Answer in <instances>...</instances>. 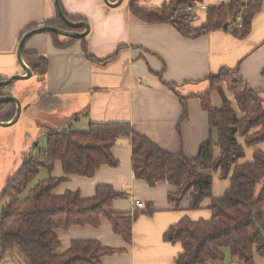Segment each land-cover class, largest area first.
<instances>
[{
  "label": "crops",
  "instance_id": "1",
  "mask_svg": "<svg viewBox=\"0 0 264 264\" xmlns=\"http://www.w3.org/2000/svg\"><path fill=\"white\" fill-rule=\"evenodd\" d=\"M109 1L115 3L117 0ZM124 1L127 5L112 7L104 0H60L69 20L89 24L87 36L72 38L57 34L58 41L66 44V47H58L49 32L33 34L23 51L46 57L49 66L44 74H39L27 64L24 56L26 64L32 68L31 76L38 75L39 81L35 95L27 102L26 116L25 98L16 93L23 91L17 88V81L11 93L20 98L26 122L31 123L30 114H34L35 122L32 123L45 130V141L50 128L62 130L77 123L85 130L91 122L127 121L162 149L195 157L202 144L210 139L215 143L219 141V134L210 127L198 96L208 91L211 75H218L223 68H238V74L250 88L264 91V1L255 14L248 36L241 37L232 24H227L226 28L191 38L171 23L142 21L131 12L132 0ZM169 1L139 0L138 4L142 8L160 7ZM202 1L212 7L228 0ZM242 1L245 7L249 3V0ZM207 10L194 12L192 24L203 23ZM44 25L71 32L86 31L85 26L72 28L64 21L55 0H0V77L8 79L27 74L18 58V45L25 33ZM39 93L55 97L61 106L43 111L38 106ZM181 97L187 100L186 116ZM211 101L216 107L230 102L237 117L244 114L226 83L212 91ZM238 141L246 154L240 162H252L255 150L264 151V143L247 146L245 137L240 135ZM215 148L217 156L220 148ZM111 151L118 164L101 165L92 177L67 175L57 160L54 170L47 171L43 178L66 177L54 189L56 195L72 191L92 198L102 184H110L118 192H124L126 196L115 199L112 208L119 213H139L133 222L132 242L123 239L111 222L102 218L97 227L79 225L58 229L61 241L58 252L65 253L75 240L95 239L114 250L101 257L102 264H175L183 247L179 242L167 241L165 232L185 216L193 221L210 219V199H205L200 209L193 210L189 196L177 204L169 199V193L175 190L170 183L151 186L146 180L136 178L132 141L127 136H121ZM213 178L212 193L215 197L223 196L231 184L230 179L220 178L219 173H214ZM137 201L143 206L135 207ZM147 208L153 211L151 215L145 212ZM1 252L0 243V264L27 263L16 250H8L3 255ZM220 264L244 262L232 259L230 251L226 250V259ZM255 264H264V256L255 254Z\"/></svg>",
  "mask_w": 264,
  "mask_h": 264
},
{
  "label": "trees",
  "instance_id": "2",
  "mask_svg": "<svg viewBox=\"0 0 264 264\" xmlns=\"http://www.w3.org/2000/svg\"><path fill=\"white\" fill-rule=\"evenodd\" d=\"M193 1L171 0L160 7L146 8L139 6V0H132L130 4L131 12L142 21L171 23L189 38L220 29L225 24H232L233 30L246 37L264 0H249L242 13V28L238 27L237 14L244 1L228 0L219 6L209 7L206 20L200 25L192 24L195 15L188 11ZM49 33L54 36L58 47H66L58 41L57 33ZM24 53L27 64L37 73L47 71L46 57L35 52ZM262 74L264 78V70ZM4 79L0 77V81ZM208 79V91L198 96L210 127L219 134V141L215 143L210 139L202 144L195 157L162 149L134 130L127 121L91 122L86 130L50 128L46 144L37 146L32 154L26 155L19 170L7 179L0 193V204L3 203L0 209L2 255L8 250H16L26 257V264H102L101 257L113 252L112 248L104 247L95 239H80L60 254L61 241L57 235L58 229L72 226H100L102 218L111 222L118 235L132 242L133 222L139 213H119L112 208L115 199L126 196L124 192H118L110 184H102L92 198H84L79 192L72 191L56 195L53 191L66 179L65 176L55 178L50 175L36 181L41 169L52 172L57 160L67 175L92 177L101 165L116 166L118 160L111 147L121 136H127L132 141V166L136 178L146 180L151 186L170 183L175 190L169 193V199L177 204L189 196L193 210L200 209L203 201L210 199V219L193 221L185 216L165 232L167 241L179 242L183 247V253L175 264L223 262L226 250L230 251L232 259L255 264V254L264 256V151L255 150L252 162H240L246 154L238 136L245 137L247 146L264 143V91L250 88L244 77L238 74V68H223L218 75H211ZM223 83L234 94L236 104L244 113L242 116L237 117L230 102H225L222 107L212 104V91ZM15 84L0 86V96L12 95ZM39 95L38 106L43 111L61 106L55 97L45 93ZM181 99L186 116L187 100ZM16 112L14 101L0 102V121L11 120ZM215 147L220 148L217 156ZM214 173L231 181L220 197L212 193ZM34 181V187L21 198ZM145 212L151 215L153 211L147 208Z\"/></svg>",
  "mask_w": 264,
  "mask_h": 264
},
{
  "label": "rangeland",
  "instance_id": "3",
  "mask_svg": "<svg viewBox=\"0 0 264 264\" xmlns=\"http://www.w3.org/2000/svg\"><path fill=\"white\" fill-rule=\"evenodd\" d=\"M122 5H127L126 1L121 2L118 6ZM37 76L38 75L31 76L27 79L16 80L18 83L17 88L23 89V91H17L16 93H19L21 98H25L23 106V110L25 111V115L23 114L24 116H26L27 112V102L32 100V97L35 95L36 89L39 85ZM24 91L25 95L23 94ZM21 116L14 124L0 125V186L2 190L5 188L7 179L18 171V168L25 159L26 155L32 154L37 146H43L46 143L43 137V135H45V130L32 123L35 122L34 114H30L32 125L30 122H26L23 116L21 118ZM71 128L74 130H83L77 125V123H74V126ZM26 133H29L28 136H26ZM41 172L42 175H40L36 181L44 179L48 173L46 169H41ZM36 181H34L31 186L21 194V198L27 195L28 191L34 187ZM2 206L3 203L0 204V209ZM20 256L22 257L23 255L21 254Z\"/></svg>",
  "mask_w": 264,
  "mask_h": 264
},
{
  "label": "water",
  "instance_id": "4",
  "mask_svg": "<svg viewBox=\"0 0 264 264\" xmlns=\"http://www.w3.org/2000/svg\"><path fill=\"white\" fill-rule=\"evenodd\" d=\"M108 5L112 6V7H117L118 5H120V3L122 2V0H117L115 3L110 2L109 0H104ZM55 4L59 10V14L62 17V19L64 21H66L72 28H77L80 26H85L86 27V31L82 32H78V31H74L71 32L69 30H65L62 28H57L54 26H50V25H44L43 27H38V28H33L30 31H28L27 33H25L22 37V40L20 41L19 45H18V49H17V54H18V58L19 61L21 63V65L24 67V69L26 70L27 74H17L16 76L10 77L8 79H4L2 81H0V86L2 85H8L10 83H15L16 80L19 79H27L30 78L32 75V68L30 66H28L24 60V51L23 48L25 46V44L28 42V40L30 39V37L35 34V33H44V32H55L57 34H61V35H66V36H70L72 38L74 37H81L84 38L87 36V33L89 31V24L86 23H82V22H72L71 20H69V18L66 16L63 7L61 6L60 0H55ZM228 25L225 24L224 28H226ZM8 100H12L16 103V114L15 116L8 121H0V125H11L17 122V120L19 119V117L21 116L22 113V104H21V100L20 98L17 96H13V95H2L0 96V102L2 101H8ZM2 192L1 186H0V193Z\"/></svg>",
  "mask_w": 264,
  "mask_h": 264
},
{
  "label": "built area",
  "instance_id": "5",
  "mask_svg": "<svg viewBox=\"0 0 264 264\" xmlns=\"http://www.w3.org/2000/svg\"><path fill=\"white\" fill-rule=\"evenodd\" d=\"M194 4L193 5H190L188 7V11H193V12H197L199 10L201 11H205L208 9V5L204 2H200L199 0H195L193 1ZM246 7L245 6H240L239 10H238V14H237V22H238V27L239 28H242L243 27V11ZM143 206V203L141 201H137L136 204H135V207H142ZM213 264H220V262H213Z\"/></svg>",
  "mask_w": 264,
  "mask_h": 264
}]
</instances>
